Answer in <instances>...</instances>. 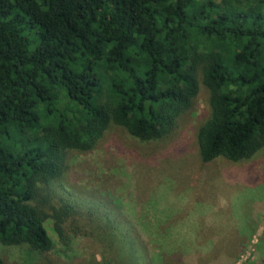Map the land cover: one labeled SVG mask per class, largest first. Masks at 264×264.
<instances>
[{
  "label": "trees",
  "instance_id": "1",
  "mask_svg": "<svg viewBox=\"0 0 264 264\" xmlns=\"http://www.w3.org/2000/svg\"><path fill=\"white\" fill-rule=\"evenodd\" d=\"M200 83L201 162L251 159L264 148V0H0V244L46 258L51 220L63 243L90 235L113 264H144L118 215L65 192L66 155L111 125L167 138Z\"/></svg>",
  "mask_w": 264,
  "mask_h": 264
},
{
  "label": "rangeland",
  "instance_id": "2",
  "mask_svg": "<svg viewBox=\"0 0 264 264\" xmlns=\"http://www.w3.org/2000/svg\"><path fill=\"white\" fill-rule=\"evenodd\" d=\"M198 95L170 136L140 142L111 125L88 153L69 152L62 184L73 199L101 203L146 244L144 264H264V148L251 159L202 163L196 132L208 118ZM46 258L0 244L4 264H113L90 235L68 233Z\"/></svg>",
  "mask_w": 264,
  "mask_h": 264
}]
</instances>
